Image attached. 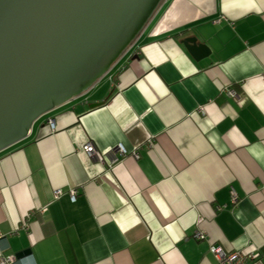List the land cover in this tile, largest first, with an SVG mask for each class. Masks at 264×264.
<instances>
[{"label": "crops", "instance_id": "obj_1", "mask_svg": "<svg viewBox=\"0 0 264 264\" xmlns=\"http://www.w3.org/2000/svg\"><path fill=\"white\" fill-rule=\"evenodd\" d=\"M126 54L0 153L2 254L218 264L212 247L264 253V0H163ZM88 143L128 155L100 163Z\"/></svg>", "mask_w": 264, "mask_h": 264}, {"label": "water", "instance_id": "obj_2", "mask_svg": "<svg viewBox=\"0 0 264 264\" xmlns=\"http://www.w3.org/2000/svg\"><path fill=\"white\" fill-rule=\"evenodd\" d=\"M159 1L0 0V153L106 75Z\"/></svg>", "mask_w": 264, "mask_h": 264}, {"label": "built area", "instance_id": "obj_3", "mask_svg": "<svg viewBox=\"0 0 264 264\" xmlns=\"http://www.w3.org/2000/svg\"><path fill=\"white\" fill-rule=\"evenodd\" d=\"M224 92L229 96L230 98L236 100L237 102H241L240 96L230 87L225 88ZM48 125L50 126V129H53V121L51 119H48ZM82 152L88 157L93 160H96L100 163L107 162V164L111 165L115 163L118 159V156L120 157H126L128 155V152L123 148L121 145H117L114 148H112L108 155L100 153L93 144L88 143L82 148ZM132 158L137 159L138 154L133 151L131 153ZM62 190H54V198L57 199L61 196ZM69 196L71 201L75 200L76 191L75 190H69ZM231 198L233 203H237V195L234 190H231ZM195 238L197 239H203L204 235L201 233L195 234ZM211 253L214 255L216 261L218 264H264V253L261 251L256 252H244V251H230L226 252L221 247H212ZM0 264H18L17 259L14 255H3L2 254V248L0 246Z\"/></svg>", "mask_w": 264, "mask_h": 264}, {"label": "rangeland", "instance_id": "obj_4", "mask_svg": "<svg viewBox=\"0 0 264 264\" xmlns=\"http://www.w3.org/2000/svg\"><path fill=\"white\" fill-rule=\"evenodd\" d=\"M163 0H160L159 1V3H158V5H157V7L160 5V3L162 2ZM157 7H156V9H157ZM155 9V10H156ZM155 10H154V12H155ZM153 12V13H154ZM153 13L151 14V16L149 17V19L152 17V15H153ZM149 19L146 21V23L144 24V26L141 28V30L139 31V33L136 35V37L133 39V41L123 50V52L112 62V64L107 68V69H110L111 70V68L119 61V59L122 57V56H124L126 53V55H128V52L130 51V49H131V47H132V45L135 43V41L137 40V37L139 36V34L141 33V31H142V29L145 27V25L147 24V22L149 21ZM129 57V56H128ZM127 57V58H128ZM126 58V59H127ZM111 67V68H110ZM109 70V72L105 75V76H103L100 80H99V82H101V81H107V80H109V78H111L112 76H114V74H115V70L114 69H112L111 71ZM90 96V94H86L85 95V97H89Z\"/></svg>", "mask_w": 264, "mask_h": 264}]
</instances>
